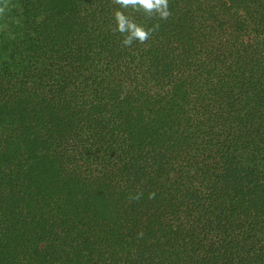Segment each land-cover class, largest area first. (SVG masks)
I'll return each mask as SVG.
<instances>
[{
  "label": "trees",
  "instance_id": "16d2710c",
  "mask_svg": "<svg viewBox=\"0 0 264 264\" xmlns=\"http://www.w3.org/2000/svg\"><path fill=\"white\" fill-rule=\"evenodd\" d=\"M4 2L0 264H264V0Z\"/></svg>",
  "mask_w": 264,
  "mask_h": 264
},
{
  "label": "clouds",
  "instance_id": "9594fccd",
  "mask_svg": "<svg viewBox=\"0 0 264 264\" xmlns=\"http://www.w3.org/2000/svg\"><path fill=\"white\" fill-rule=\"evenodd\" d=\"M112 3L119 5V9L114 12V19L116 27L112 29L113 33L119 32L124 36L122 44L124 46H131L134 41H139L141 44L145 43L159 28V24L153 25L152 28H145L143 25L135 22L125 14V11L121 9H133L136 12H143L147 18L157 16L159 19L166 20L171 12L169 10V0H112ZM4 12V8L0 7V13ZM138 194L135 199H139ZM154 197V194H150V198Z\"/></svg>",
  "mask_w": 264,
  "mask_h": 264
},
{
  "label": "rangeland",
  "instance_id": "374dc122",
  "mask_svg": "<svg viewBox=\"0 0 264 264\" xmlns=\"http://www.w3.org/2000/svg\"><path fill=\"white\" fill-rule=\"evenodd\" d=\"M8 6V2H4L0 4V7L4 8V12L0 13V31L3 29V22H4V17L6 13V8ZM245 39L247 41H253L254 40V34L252 32H249L246 34Z\"/></svg>",
  "mask_w": 264,
  "mask_h": 264
}]
</instances>
